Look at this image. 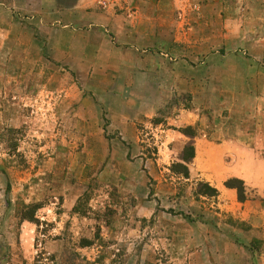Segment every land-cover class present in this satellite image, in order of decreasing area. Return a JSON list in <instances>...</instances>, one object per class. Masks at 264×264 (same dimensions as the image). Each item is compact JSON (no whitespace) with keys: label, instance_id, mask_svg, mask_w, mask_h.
<instances>
[{"label":"rangeland","instance_id":"1","mask_svg":"<svg viewBox=\"0 0 264 264\" xmlns=\"http://www.w3.org/2000/svg\"><path fill=\"white\" fill-rule=\"evenodd\" d=\"M75 2L0 0V264H264V203L249 214L242 180L221 196L194 159L189 178L173 168L188 135L218 142L245 106L264 109V58L247 62L246 46L264 39V0H171L148 16L127 1L123 23L164 27L137 64L88 56L97 30L82 12L66 21ZM37 7L53 13L50 46L32 40Z\"/></svg>","mask_w":264,"mask_h":264},{"label":"crops","instance_id":"2","mask_svg":"<svg viewBox=\"0 0 264 264\" xmlns=\"http://www.w3.org/2000/svg\"><path fill=\"white\" fill-rule=\"evenodd\" d=\"M129 2H135L136 8L143 16H148L153 5L160 3L167 4L171 0H99L103 3V7L98 5V0H76V2L70 6L69 10L65 9L66 21L75 20V11L82 12L84 19L82 22L91 27V31L97 30V43H87L86 48L88 50L87 55L91 54L90 48H97V55L103 60L113 59L112 62L120 63L123 55L126 53L135 56L134 62L142 63L146 60V63H150L149 59L153 57L146 56V52L142 51L148 46H154L155 43L158 46H164L163 39L156 40L155 36L159 32L164 31V27L155 28V25H139L134 23H123L120 9L124 4ZM34 14L37 15L38 20H35L36 26H34L33 41L43 42L44 44L51 45V39L53 30L52 22V10L50 8L37 7L34 8ZM89 9H92L90 12ZM162 13V12H161ZM81 22V21H80ZM52 23V25H51ZM38 26V27H37ZM68 23H65L61 31L67 30ZM207 25L200 24V30H209ZM254 30L258 31L262 28V25L255 23ZM98 27V28H97ZM167 29V28H166ZM165 29V30H166ZM109 31L113 35L114 39H109V36L105 32ZM43 32V33H41ZM39 33V34H38ZM153 33V34H152ZM156 33V34H155ZM38 34L39 36H34ZM111 37V36H110ZM68 44V42H66ZM162 43V45H160ZM204 44V43H203ZM206 44V43H205ZM247 49L251 54V59H247V62L259 63L264 58V39H257L246 43ZM65 47V56H69L67 46ZM168 47V45H167ZM141 49V51H140ZM94 55V52L92 54ZM257 101L260 94L257 92ZM257 107L245 106L242 119L239 125L230 124L225 131V136L222 138L220 134L218 142L211 140L204 136L203 138L195 139V158L194 162L203 172V177L206 181L211 182L219 190L221 196H234V190L232 188H221V184L225 180L232 177L240 178L247 190V200L243 202L246 208H249V214H256L259 211L252 210L256 205L264 203V155L261 151L264 144V129H262V121L260 116L257 120L253 119L254 116L262 115L264 117L263 107L257 103ZM244 111V110H243ZM200 120V115H195L192 124H197ZM218 133L216 129L215 134ZM259 147L256 145H260ZM228 152V155L226 154ZM228 158V164L224 167V172H215L214 161L223 160L226 155ZM214 155H216L214 157ZM216 162V161H215ZM221 165H218V168ZM210 168V169H209ZM209 170H212L209 174ZM248 214V216H249ZM253 216V215H252Z\"/></svg>","mask_w":264,"mask_h":264},{"label":"trees","instance_id":"3","mask_svg":"<svg viewBox=\"0 0 264 264\" xmlns=\"http://www.w3.org/2000/svg\"><path fill=\"white\" fill-rule=\"evenodd\" d=\"M190 137V141L185 145L182 154H181V160L186 163H175L173 164L174 172L182 174L184 177L189 178V169L187 164L191 163L193 159L195 158V135H188ZM229 181H227L228 183ZM243 184V181H241ZM230 183V182H229ZM204 189H201V193L205 195H216L218 193V190L211 186L209 183H202L201 184ZM228 185V184H227ZM232 186V185H229ZM243 189L239 190V195L243 198ZM241 198V199H242Z\"/></svg>","mask_w":264,"mask_h":264}]
</instances>
